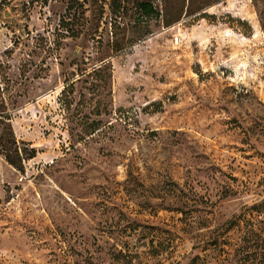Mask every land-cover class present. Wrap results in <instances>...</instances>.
I'll use <instances>...</instances> for the list:
<instances>
[{
	"label": "rangeland",
	"instance_id": "1",
	"mask_svg": "<svg viewBox=\"0 0 264 264\" xmlns=\"http://www.w3.org/2000/svg\"><path fill=\"white\" fill-rule=\"evenodd\" d=\"M0 264H264V0H0Z\"/></svg>",
	"mask_w": 264,
	"mask_h": 264
},
{
	"label": "trees",
	"instance_id": "2",
	"mask_svg": "<svg viewBox=\"0 0 264 264\" xmlns=\"http://www.w3.org/2000/svg\"><path fill=\"white\" fill-rule=\"evenodd\" d=\"M140 10L143 14H145L146 16H153L156 14L155 10L153 9L151 4L148 3H142L140 4ZM159 15V13H158ZM18 159V158H17ZM6 160L7 162L13 166V167H17V162L14 158H12L11 156H6ZM20 161V160H19Z\"/></svg>",
	"mask_w": 264,
	"mask_h": 264
}]
</instances>
